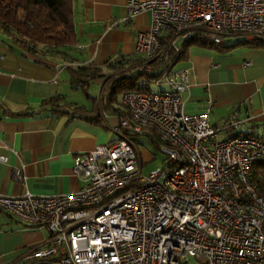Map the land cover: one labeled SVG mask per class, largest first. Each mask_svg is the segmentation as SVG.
<instances>
[{
    "label": "built area",
    "instance_id": "obj_1",
    "mask_svg": "<svg viewBox=\"0 0 264 264\" xmlns=\"http://www.w3.org/2000/svg\"><path fill=\"white\" fill-rule=\"evenodd\" d=\"M128 18L148 13L136 54L169 60L158 86L127 92L115 142L75 158L83 187L73 194L26 191L0 196V212L46 241L22 264H264V141L237 134L232 112L221 126L185 113L187 70H174L180 47L195 38L222 46L264 40V0H127ZM155 139L161 166L143 176L136 137ZM0 161L6 162L5 156ZM16 179L25 182L21 170Z\"/></svg>",
    "mask_w": 264,
    "mask_h": 264
},
{
    "label": "crops",
    "instance_id": "obj_2",
    "mask_svg": "<svg viewBox=\"0 0 264 264\" xmlns=\"http://www.w3.org/2000/svg\"><path fill=\"white\" fill-rule=\"evenodd\" d=\"M73 2L78 42L65 50V58L35 57L0 30V156L7 158L0 161V196L77 193L83 183L74 175L75 158L118 139L114 129L122 116L103 114L102 125H92L71 110L92 109V98L100 97L107 76L120 66L115 60L136 55L137 32L147 31L151 18L145 13L129 19L127 0ZM179 62L178 70L189 73V90L183 95L186 114L199 115L211 106L209 120L218 127L235 111L239 120H247L241 128L250 127L239 134L264 135V49L220 52L192 45ZM68 66L102 68L106 76L89 85L98 93L73 101L80 89L72 85ZM52 99L69 113L42 107ZM137 151L143 169L153 157L146 149ZM18 169L25 182L16 179ZM48 236L46 229L31 228L0 212V264H22Z\"/></svg>",
    "mask_w": 264,
    "mask_h": 264
},
{
    "label": "trees",
    "instance_id": "obj_3",
    "mask_svg": "<svg viewBox=\"0 0 264 264\" xmlns=\"http://www.w3.org/2000/svg\"><path fill=\"white\" fill-rule=\"evenodd\" d=\"M0 30L27 53L35 57L65 58L67 55L65 50L74 47L78 42L74 19V2L73 0H0ZM192 45L227 52L236 47L264 49V40H243L231 46H216L206 39L195 38L181 45L180 54L177 58L178 62L184 58L187 47ZM115 61L120 66L107 76L100 97L92 98V109L84 110L77 107L71 110L75 116L80 115L81 119L89 124L102 125L103 114L124 115L122 97L127 92L164 91V88L158 86L157 82L167 69L169 60L157 59L148 62L149 72L140 70L145 59L137 54ZM68 67L72 74V85L75 89L82 90L88 98H90V83L106 76L102 68L94 66ZM56 102L57 100L52 99L44 102L42 107L50 105L55 107L54 112L56 113H69L64 107L56 106ZM34 113L31 112V114ZM249 136L264 141V135L259 137L250 134ZM150 141L158 149V141L155 139H150ZM263 172L264 167H255L252 171V178L255 179L257 174Z\"/></svg>",
    "mask_w": 264,
    "mask_h": 264
},
{
    "label": "rangeland",
    "instance_id": "obj_4",
    "mask_svg": "<svg viewBox=\"0 0 264 264\" xmlns=\"http://www.w3.org/2000/svg\"><path fill=\"white\" fill-rule=\"evenodd\" d=\"M231 40L230 39H224L223 41V45L224 46H229L231 44ZM180 67V62H178L175 66H174V70H178ZM162 88L166 89V86H161ZM98 88L96 87H90L89 93L91 95H95L98 93ZM71 99L73 101H85L87 98L85 97L84 93L80 90V91H76L73 93ZM250 127L244 126L241 129H239L240 131H243L245 133L249 132ZM136 143H137V148L138 149H146L151 155H152V160L149 161L142 169V174L143 176L148 175L151 171L156 170L157 168H159L161 166L162 160H163V156L162 154L158 151V149L151 143V141L146 138V137H136ZM188 264H196V262L194 261V259H189Z\"/></svg>",
    "mask_w": 264,
    "mask_h": 264
},
{
    "label": "water",
    "instance_id": "obj_5",
    "mask_svg": "<svg viewBox=\"0 0 264 264\" xmlns=\"http://www.w3.org/2000/svg\"><path fill=\"white\" fill-rule=\"evenodd\" d=\"M203 264H205V263H203Z\"/></svg>",
    "mask_w": 264,
    "mask_h": 264
}]
</instances>
